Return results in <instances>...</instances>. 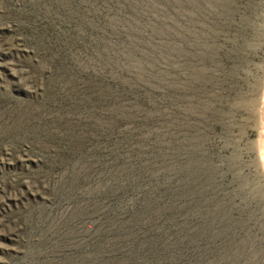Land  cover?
<instances>
[{"label": "rangeland", "instance_id": "rangeland-1", "mask_svg": "<svg viewBox=\"0 0 264 264\" xmlns=\"http://www.w3.org/2000/svg\"><path fill=\"white\" fill-rule=\"evenodd\" d=\"M0 264H264V0H0Z\"/></svg>", "mask_w": 264, "mask_h": 264}]
</instances>
